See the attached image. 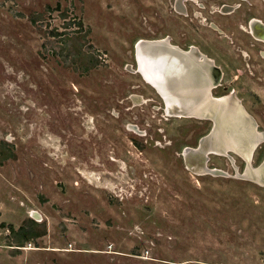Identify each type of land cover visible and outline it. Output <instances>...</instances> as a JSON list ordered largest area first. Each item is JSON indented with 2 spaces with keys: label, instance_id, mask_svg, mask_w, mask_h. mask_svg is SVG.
I'll list each match as a JSON object with an SVG mask.
<instances>
[{
  "label": "rangeland",
  "instance_id": "rangeland-1",
  "mask_svg": "<svg viewBox=\"0 0 264 264\" xmlns=\"http://www.w3.org/2000/svg\"><path fill=\"white\" fill-rule=\"evenodd\" d=\"M196 12L169 0H0V264L36 233L19 264L88 258L41 247L91 249L92 264H264V186L236 174L235 151L233 162L208 155L220 175L187 169L181 153L211 121L165 114L136 71L139 39L195 45L219 76L213 95L233 92L264 132V42L244 22H264V0ZM263 156L264 142L252 165Z\"/></svg>",
  "mask_w": 264,
  "mask_h": 264
},
{
  "label": "bare ground",
  "instance_id": "bare-ground-1",
  "mask_svg": "<svg viewBox=\"0 0 264 264\" xmlns=\"http://www.w3.org/2000/svg\"><path fill=\"white\" fill-rule=\"evenodd\" d=\"M252 33L255 38H260L259 33L253 29ZM136 49L138 71L161 95L165 103V114L211 119L216 129L210 137L204 139L207 141L205 153L209 151L211 154L226 155L227 149L235 151L247 163L245 174H236L260 185L264 184V169L249 164L255 150L251 146V140L257 148L264 141V132L257 129L256 122L252 121L233 92L217 96L211 93V88L219 80V76L216 78L214 72L212 74L214 64L211 60L194 50L186 51L172 46L167 38L161 37L139 39ZM184 151L194 153L196 150L195 147L187 146ZM229 158L233 162L232 157ZM199 164V159H194L191 166L187 167L199 175L211 172L220 175L224 172L222 169L211 168L206 163ZM34 215L37 216V213Z\"/></svg>",
  "mask_w": 264,
  "mask_h": 264
},
{
  "label": "flooded vegetation",
  "instance_id": "flooded-vegetation-1",
  "mask_svg": "<svg viewBox=\"0 0 264 264\" xmlns=\"http://www.w3.org/2000/svg\"><path fill=\"white\" fill-rule=\"evenodd\" d=\"M207 1L209 3L206 5L205 2H207ZM243 1H247V0H175L174 4H173L172 0H169L171 9L177 10L179 13H181L184 17L188 18L189 20L192 19L191 16L194 15V13L196 11H197L196 13L198 14V12L202 13V11L205 9L208 10V13L217 12L218 14L229 15V14L233 13L235 10L239 9V7L241 6ZM189 5H191V6L195 5L197 8L196 9L192 8L191 10H189V8H188ZM199 16H202V14ZM202 17H204V19L206 20V16H202ZM244 22L246 25L245 26L246 27L245 32H247L255 40L264 42V40H261L262 37H264V30L262 29V28H264V25H263L264 22L262 21V19H259L258 17H249L248 16L244 20ZM209 24H211V23L209 22ZM209 26L213 27L211 25H209ZM213 29H216V28L213 27ZM252 29L255 32L259 33V35H260L259 39H257V37L255 38L254 35H252L253 34ZM216 30H218V29H216ZM164 38H167V41L170 45H172V46L174 45V44L169 42V39H170L169 35L165 36ZM174 46H177V45H174ZM177 47L180 48L179 46H177ZM180 49H182V48H180ZM189 49L194 50V51L204 55L202 52H200L199 48H197L195 45L188 46L186 51H188ZM182 50H184V49H182ZM204 56L206 58H208L206 55H204ZM208 59H210V58H208ZM211 62H212V64H214L212 60H211ZM216 85L211 88V91L213 90V88L216 87ZM6 228L8 231H11V232L13 231V227L11 224H7ZM19 229L24 231L26 228L25 227H22V228L19 227ZM32 236H35V237L39 236V233L38 234L36 233ZM32 236L30 234H27V235L23 234L22 237H27V239H23L22 241H17V244L11 242L7 245L8 252H9L7 264H19L18 261L14 260V257L16 255L20 254V252H22V250L30 248V247L25 246V242L27 243L29 241V239L32 238ZM41 248H42V250H46L48 252H54V251L60 250L63 253H66V254H72L73 253L74 255L77 252L78 253L85 252V253H88V255H86L88 258H86L84 264H92L91 258H90L91 253H92L91 249L62 248V249H56L55 250V249H51L49 247H41ZM21 264H82V262L78 263L75 260L65 262L64 260H60L58 257L53 255V256H47L46 262L44 261V262L40 263L39 260H36V258H33L32 260L25 259L24 262Z\"/></svg>",
  "mask_w": 264,
  "mask_h": 264
},
{
  "label": "water",
  "instance_id": "water-1",
  "mask_svg": "<svg viewBox=\"0 0 264 264\" xmlns=\"http://www.w3.org/2000/svg\"><path fill=\"white\" fill-rule=\"evenodd\" d=\"M165 39V38H163ZM152 41V40H151ZM137 44V42H136ZM136 44L134 46V59H135V64H136V71H138V63H137V57H136V54H137V49H136ZM190 50V49H189ZM217 78V77H216ZM211 121V127L209 129V131L207 132V134H205V136H202L196 146H195V150L194 153L193 152H187V151H182L181 155H182V158H183V163H184V166L188 169V165L191 166L192 162L194 161V159H199V162L202 164V163H206V161L208 160V157H207V154H211V152H207L205 153L207 150H205V145H206V142L204 139L205 138H208L211 136L212 132L215 131L216 129V125H214V122L209 119ZM264 142V141H263ZM253 145V148L256 149V144H253V140H251V146ZM254 150V149H253ZM252 150V151H253ZM230 151H233V150H229L227 149V151H225L226 153V156H229V157H232L229 152ZM186 152V153H185ZM234 152V151H233ZM199 164V165H201ZM247 164V163H246ZM246 164H245V167L242 171V175L245 174V169H246ZM249 164H251L250 162V159H249ZM255 168H263L264 169V156L262 157L261 161L255 166ZM213 173V172H211ZM262 186H264V184H262Z\"/></svg>",
  "mask_w": 264,
  "mask_h": 264
}]
</instances>
